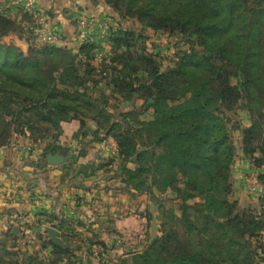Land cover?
Listing matches in <instances>:
<instances>
[{
  "label": "trees",
  "instance_id": "obj_1",
  "mask_svg": "<svg viewBox=\"0 0 264 264\" xmlns=\"http://www.w3.org/2000/svg\"><path fill=\"white\" fill-rule=\"evenodd\" d=\"M119 1L126 6V14L140 21L144 28L191 30L194 39L190 41V51L179 56L177 68L162 69L153 56L134 58L129 51L134 35L121 29L109 37L111 55L101 61L100 69L92 59L103 42L94 35L86 37L76 54L72 49L53 45L33 53L30 48L24 53L16 45L3 42L20 23L11 11L0 14V116L10 118L2 122L7 127L17 125L16 130L23 135L26 130L31 136L56 132V142L46 143L41 152V162H46L47 154L57 150L62 123L79 121L80 130L74 138L77 139L82 137L85 118L91 117L97 126L93 133L96 136L101 131V135L94 138L93 144H80L73 158L84 156L89 148H96L111 137L118 149L117 158L124 162L114 172V179L120 182L116 187L138 191L142 189L139 178L150 170L143 164L149 149L139 151L130 129H124L122 122L102 108L107 103L102 105L84 91L104 83L103 91L111 89L115 98L124 103L116 109L117 114L128 115L125 102L138 94L133 84L136 82L144 92L138 95L147 99L142 105L144 112L155 109L154 120L143 125L150 126L151 132L157 129L155 144L168 141L170 147L155 156L156 167H163L166 162V169L154 172V182L161 194L173 190L182 203L181 214L173 221L174 230L151 238L149 245L133 251L131 260L123 264H262V239L256 233H251L246 242L236 238L230 222L237 217L234 212L239 205L231 180V159L237 148L231 133L239 132V145L246 156L264 153V0ZM20 27L25 31L24 25ZM78 55L86 57L83 65L74 63ZM43 57L65 60L61 67H72L86 87L79 90L58 86L55 75L45 71ZM230 75L235 78L232 84ZM49 108L53 109L52 114L46 112ZM241 111L248 112L250 127L242 126ZM229 118H236L230 126ZM4 131L6 136L0 138V143L10 135V129ZM137 152V167H128L125 163L132 162ZM114 160L98 167L86 164L80 171L89 178ZM197 198L199 202L189 203ZM170 210L174 212V208ZM56 221L60 229L71 227L65 220ZM39 239L46 241L43 234ZM92 244L99 245L103 252L115 249L102 238L89 246ZM47 245L52 247L51 254L58 257L53 258L54 264H94L92 258L84 261L77 256L71 242L65 240L64 245H59L48 240ZM89 249L86 246L84 251L92 255ZM17 256L18 250L0 245V264H20Z\"/></svg>",
  "mask_w": 264,
  "mask_h": 264
},
{
  "label": "rangeland",
  "instance_id": "obj_2",
  "mask_svg": "<svg viewBox=\"0 0 264 264\" xmlns=\"http://www.w3.org/2000/svg\"><path fill=\"white\" fill-rule=\"evenodd\" d=\"M69 2L71 4L68 5V8L63 9L64 13H62L64 16H62V14L60 15L62 20L64 19L63 17H65L66 20H69L70 23L74 24L76 37L73 42H68L66 45H57V43L46 44L28 28L30 35L32 37L36 36V39L34 38L36 41H34L25 35L24 31L21 30L20 25L19 28L16 29V32L7 35L8 37L5 36L8 39L3 38V42L14 44L11 42V38L9 36L19 35L23 37L25 42L27 41L28 49L32 48L30 53L45 48L47 45H53L56 46V48L65 49L67 51L68 49H72L74 52L73 54H76L86 37L88 35H94L103 42L102 49H100L92 59L93 64L99 69L101 67V61H103L107 55L108 58L111 55L112 42L109 40V37L112 35V32H117L119 29L125 32L130 31L134 35L132 40L129 41L132 44L129 51L134 58L147 55L153 56L154 59L161 64L162 69L165 67H168L169 70L176 69L179 56H183L190 51V41L194 39V37L190 34L191 30L184 31L179 28L173 30H156L149 27L144 28L140 21L126 14V6L119 0H69ZM65 3L67 4L68 0H64L62 2V4ZM42 8L46 11L47 18L49 19L50 15L48 14L45 5H42ZM12 11H15V13L18 12V14L21 13L22 23L25 25L30 24L31 18L28 15H25V13L20 10H11V12ZM84 21L94 22V28H84L81 24V22ZM58 24H55L57 28ZM83 29L86 30L87 36L83 40H80V30L82 31ZM28 49L26 52H28ZM121 49L125 51L126 48L123 46ZM77 57L78 58L74 63L80 62L83 65L86 57L82 55H78ZM64 61L65 60L61 59L53 61L52 58L49 60H46L44 57L42 58L45 71L50 76L53 74L55 75V81L58 86L61 88L83 90V88L86 87L84 79L81 76L76 77L75 73H73L72 67L65 69L62 68ZM106 62L108 63L109 60ZM71 64L72 63L70 62L68 66ZM228 79L231 84L235 81L233 75H230ZM217 83L218 81H216V84ZM133 84L137 86L135 91H137L138 94L144 93L141 90L140 85L136 82H133ZM102 88H104V83H99L97 87H87L84 91H87L96 101L100 103L102 102V105L107 103L106 105H103L104 107L102 108H105V110L114 115L116 120L122 122L124 129H130V133L133 136L132 138L137 144L139 151L144 148L149 149L146 159H143V164H145V168H150V170L145 172L138 180V183L142 185L141 190L136 191L134 189H130L129 191L123 187L115 188V186L119 184L117 183L119 181H116L112 184L111 188H109L106 195H104L105 197L101 198L102 195H99V198H96L97 200L100 199L99 201L102 202L106 200L107 202L109 201L114 203L113 205L116 206L115 212L118 214L116 216L121 218L118 219V221L120 222V220H122L119 225L120 228L124 230L120 233L112 234L114 237H118V239L116 238L118 240V249L116 252H112V250L111 252H103V249L99 245L95 244L89 246L90 243L95 242L98 238H102L97 232L99 227L92 230H87V228H85L84 231L80 232L72 227L66 228L65 232L60 234L58 238L62 241L63 245L65 240L67 243L71 242L73 246H75V254L84 261L89 257L92 258L94 264H123L125 260H129V257L132 258L131 253L133 251L143 250L147 245H149L151 238L162 236L165 232L174 230L173 228L175 225L173 221H176L178 216L181 214L180 206L182 202L181 199L177 198L173 190H168L166 194H161L157 188L156 182H154V172L158 170L164 171L166 169V167H164L166 162L163 164V167H156L154 164V160L156 159L155 156L170 150V147H168L167 144L168 141H163L158 144L154 143L157 139V129H154L152 130L153 132H151L149 131V129H151L150 126L143 125V122L146 123L154 120V107L144 112L142 105L145 101H147L146 96L134 94V97L130 102H125L127 107H125L124 110L128 112V115H125V113L119 115L117 114L116 109L124 103L115 98L116 93L114 91L111 89L103 91ZM46 112L52 114L53 109L49 108ZM247 114V111H241L243 119H237L241 121L243 127L251 126V120ZM124 117H126L125 120L123 119ZM229 119L230 120L227 121V125L230 126L233 124L232 122H235L236 118ZM2 120L9 121L10 118L5 117L4 119L0 116V138H5L7 132L4 131L5 129H10V135L7 138V141L0 143V156L2 155V152L5 153L7 150L14 152V150H12L14 147L18 148L23 145H27L28 148L19 150H26L29 153H34L39 150L42 152L46 143L50 141L54 143L56 142L53 139L56 132L49 134L37 133L35 136H31L29 131L26 130L24 136L20 131L16 130L17 125L13 124L7 127ZM85 122L86 126L83 129L82 137L77 138V143L74 141L72 142L70 146L72 149L81 147L83 144L86 146L85 144L87 143L93 144L92 141H94V138L101 135V131H99L96 136L93 133L97 126L96 122L91 119V117H86ZM231 136H233V140L237 147L234 149V155L231 159V180L233 186V196L235 200H238L239 205L234 212V215L237 217L230 222V227L234 228L236 238H240L241 240L244 239V242L248 240L251 233L258 234L257 236L262 239V242H264V153L261 154L258 152L254 155V157L246 156L242 153V148L239 145V132L235 130L231 133ZM23 139L25 142L22 141ZM106 139V141L100 143L98 146L100 149L98 150L104 151L108 154H115L113 153V150L107 152L102 149L104 145L114 147V152L117 151V154L112 156H115V168L118 169L120 165L124 164V162L117 158L118 149L114 140L111 137H107ZM138 152L132 157V162L127 161L125 163L128 167H137L135 162L138 158ZM1 160L2 158L0 157V161ZM2 164H6V161ZM160 172L158 173L162 175L163 172ZM148 187H150L149 190L144 189ZM108 192L113 196H107ZM124 201L127 202L128 207ZM199 201L200 199L197 198L189 203L192 204ZM170 208H174V212L171 211ZM22 216L27 217L26 214H22ZM19 224L22 225L23 229H20L22 231L10 229L7 230L6 233H0V245H6L8 250H18L20 252V256L17 257L19 258L20 264H54L52 263L53 258L56 259L58 257L51 254L52 247L47 245L48 240L51 239L45 235L46 241L39 240V228H36L37 226H35L36 230L34 231V224L30 219L27 221L25 218H20ZM178 227H180V231L182 233L183 228L180 223ZM45 245H47V248L43 249ZM86 246L88 248L90 247L89 252H91L92 255H88V251H84ZM78 247L79 250L77 249ZM40 256H43L44 258L42 257V259ZM262 256L264 257V254ZM41 260H43V263H41ZM262 264H264V260Z\"/></svg>",
  "mask_w": 264,
  "mask_h": 264
},
{
  "label": "crops",
  "instance_id": "obj_3",
  "mask_svg": "<svg viewBox=\"0 0 264 264\" xmlns=\"http://www.w3.org/2000/svg\"><path fill=\"white\" fill-rule=\"evenodd\" d=\"M63 1L38 0L41 7L45 5L50 15L49 24H60H58L60 39L57 45H66L68 42H73L76 37L74 24L65 17L62 20L60 15L64 16L63 9L71 4L69 0L67 4H62ZM11 14L16 17L21 26H25V35L31 40L36 39V36L32 37L27 31L29 24L22 23L21 13L13 11ZM9 37L11 42L27 53L28 45L23 37L19 35ZM62 130L57 150L48 153L58 154L64 158L58 164L51 165L47 160L41 162V150L34 153L26 150L2 152L0 156L2 158L0 161V233H6L10 229L22 231L20 229L23 228L19 222L20 218H25L27 221L32 220L33 230L35 231V226H37L39 235L43 234L44 238L47 235L46 227L55 228L59 236L65 230L59 228L56 220H65L68 225L79 232L84 231L85 228L92 230L99 227L97 231L99 235L110 246L115 247L112 252H116L118 238L112 234L124 230L119 225L122 220L118 221L121 218L116 216L118 214L115 212L114 203L96 199L99 195H102L101 198L105 197L109 188L116 182L114 179L116 163L100 168L89 178H85V173L80 171L81 167L86 164H94L95 167L102 166L115 156L98 150L100 147H92L86 151L84 156L73 158L78 154L79 147L72 149L70 146L73 141H77L74 138L80 130L79 121L63 122ZM4 161L6 164H2ZM109 195L113 196L108 192L107 196ZM124 202L127 206V202ZM22 214H26L27 217Z\"/></svg>",
  "mask_w": 264,
  "mask_h": 264
},
{
  "label": "built area",
  "instance_id": "obj_4",
  "mask_svg": "<svg viewBox=\"0 0 264 264\" xmlns=\"http://www.w3.org/2000/svg\"><path fill=\"white\" fill-rule=\"evenodd\" d=\"M11 10H20L27 14L31 20L29 29L34 33L42 42L46 44L57 43L60 39L58 28L56 25L48 24V18L46 11L40 6L38 0H0V14H6ZM84 28H94L95 23L92 21L81 22ZM80 40H83L87 36L85 29L80 30ZM27 145L14 147L13 150L27 149ZM103 150L117 154L114 152V147L104 145ZM113 154V155H115Z\"/></svg>",
  "mask_w": 264,
  "mask_h": 264
},
{
  "label": "water",
  "instance_id": "obj_5",
  "mask_svg": "<svg viewBox=\"0 0 264 264\" xmlns=\"http://www.w3.org/2000/svg\"><path fill=\"white\" fill-rule=\"evenodd\" d=\"M64 158L58 154H48L47 161L49 164H58L62 162ZM47 236L56 244L61 245L62 241L58 238V231L53 227H46L45 229ZM131 260V257L128 258Z\"/></svg>",
  "mask_w": 264,
  "mask_h": 264
}]
</instances>
